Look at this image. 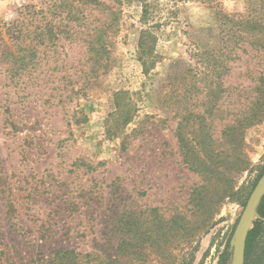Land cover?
Masks as SVG:
<instances>
[{"label":"rangeland","instance_id":"374dc122","mask_svg":"<svg viewBox=\"0 0 264 264\" xmlns=\"http://www.w3.org/2000/svg\"><path fill=\"white\" fill-rule=\"evenodd\" d=\"M99 1L0 0V264H48L59 249L113 256L125 211L191 218L189 197L204 178L184 163L177 125L204 116L215 152L264 84V36L228 33L216 16L220 8L264 22V2L146 0L157 26L155 63L144 71V0L115 3L109 54L95 63L89 45L113 3ZM198 124L191 117L183 134ZM239 151L242 170L215 163L230 192L207 226L127 264L217 263L264 169V116L245 128ZM247 264H264V225Z\"/></svg>","mask_w":264,"mask_h":264},{"label":"trees","instance_id":"16d2710c","mask_svg":"<svg viewBox=\"0 0 264 264\" xmlns=\"http://www.w3.org/2000/svg\"><path fill=\"white\" fill-rule=\"evenodd\" d=\"M88 1L92 2L95 6L100 5L99 0ZM111 1H113L112 4L105 5L110 19L106 23L105 28L103 30L100 29L96 33L95 38L89 45L90 51L95 56V63L98 62V57L102 56L100 52L109 54L108 48L111 44L109 38L113 32L112 30L117 20L118 11V9H114V6L116 2L120 3L121 0ZM201 1L211 2L214 0ZM260 2L264 1L260 0ZM152 6L146 0L141 3L139 21L142 27L139 31L137 41V54L144 71H147L155 63L154 46L156 36L153 30L157 25L152 22L150 23ZM210 6L218 7L217 4H210ZM216 16L218 20L224 21L226 26L227 24L229 25L226 29L228 33L233 30V26H236L237 30L242 32V35L264 36V22L261 20L248 19L244 15L236 20L233 15L226 13L220 8L216 9ZM104 33L105 39H103ZM257 42L264 48V42L261 39H257ZM23 58L24 56L20 55L16 60L22 62L24 60ZM256 92L257 98L253 102L249 114H244L236 118L231 125L224 127L219 139L221 145L215 152L211 147L212 139L208 132L204 116L189 113L183 116L177 125L178 142L184 163L204 178V183L197 189H194L189 197V202L193 205L197 220L191 219L195 213L192 214L191 218L180 214H174L169 218H164L153 209L147 217L141 219V214L134 213L133 211H125L118 216L115 223L117 243L113 256H92L93 253L86 252L81 254L72 249H59L53 252L48 264H94V262L98 264H127L129 260L142 259L146 255L145 251L149 248H160L161 245L170 242V239L173 237L180 239L192 238L196 231L205 228L212 216L214 205L230 192L227 176L223 174L221 169L219 170L217 168L215 163L219 166L223 164L224 168L231 166L235 170H242L247 163L246 160L240 157L239 148L243 140L245 128L259 122L264 116V84H260L256 88ZM193 116L199 118V131L192 136H186L183 134L182 128L189 124ZM191 133L193 134V132ZM263 170L259 175H261ZM259 175L255 178L254 183L249 186V190H246L245 199L248 197ZM256 211L259 218L253 222V227L248 232L246 238L244 264H247L256 238L263 230L264 194L259 200ZM230 261L231 250L229 248V242H227L216 264H230Z\"/></svg>","mask_w":264,"mask_h":264},{"label":"water","instance_id":"95a60500","mask_svg":"<svg viewBox=\"0 0 264 264\" xmlns=\"http://www.w3.org/2000/svg\"><path fill=\"white\" fill-rule=\"evenodd\" d=\"M264 194V171L250 191L229 241L231 250L230 264H244L245 244L253 222L259 218L256 211L260 198Z\"/></svg>","mask_w":264,"mask_h":264}]
</instances>
